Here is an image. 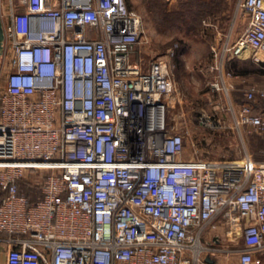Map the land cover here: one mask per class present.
I'll list each match as a JSON object with an SVG mask.
<instances>
[{"label":"built area","instance_id":"obj_1","mask_svg":"<svg viewBox=\"0 0 264 264\" xmlns=\"http://www.w3.org/2000/svg\"><path fill=\"white\" fill-rule=\"evenodd\" d=\"M235 4L247 19L221 49L264 55V0ZM0 19L4 264H207L217 247L200 237L216 214L239 229L238 263L252 262L264 236V145L260 157L182 156L170 57L133 56L146 37L127 0H0ZM223 63L210 84L227 94ZM241 96L225 106L230 126L264 139V84L246 82ZM198 121L226 125L203 111Z\"/></svg>","mask_w":264,"mask_h":264},{"label":"rangeland","instance_id":"obj_2","mask_svg":"<svg viewBox=\"0 0 264 264\" xmlns=\"http://www.w3.org/2000/svg\"><path fill=\"white\" fill-rule=\"evenodd\" d=\"M127 1L140 13L146 37L133 56L142 64L156 54L168 53L170 57L174 88L168 96V112L173 124L188 129L184 151L190 154L196 151L205 158L237 159L247 150L253 157H260L264 139L249 126L242 128L240 136L233 128V131L227 129L226 137L230 140L221 141L224 137L219 129L198 121L201 111L220 117L225 124L229 118L225 106L235 99L232 88L226 94L210 84L216 73L213 65L219 58L229 62L232 73L246 69L249 82L264 84V55L252 58L247 48L245 51L249 53L243 58L227 57L228 52L220 47L223 42L229 43L231 26L242 28L245 24V13L236 6L235 0ZM44 171L43 168L34 170V175L37 174L34 180ZM20 186L33 195L39 193L37 184L22 180Z\"/></svg>","mask_w":264,"mask_h":264},{"label":"crops","instance_id":"obj_3","mask_svg":"<svg viewBox=\"0 0 264 264\" xmlns=\"http://www.w3.org/2000/svg\"><path fill=\"white\" fill-rule=\"evenodd\" d=\"M244 13H245L244 14V19H245L244 23H245L247 19V14L246 12ZM241 30H242L241 27L231 26L229 28L228 34H230V36L232 37L230 38L229 42L232 41L240 33ZM239 58H243V57H239ZM232 63H234V59ZM223 65L225 67H229V62L226 63L224 62ZM249 77L250 76L248 75L247 70L245 71L236 70L229 77V79L233 83L231 92L236 100L242 97L241 95L238 96V90H240L241 93V87L244 86L246 82L250 81ZM258 100L259 102L257 103L255 102V105H259V104L262 105L263 104L262 100L260 98H258ZM225 126L231 127L229 119H227ZM225 126L219 129L222 132L221 136L224 137L221 138V141L230 140L229 138L226 137L228 132L227 129H231L232 131L234 129V128L232 129V127L227 128ZM235 133H237L236 130ZM188 155H190V152L189 151L186 152L183 149L182 156L186 158ZM35 195L32 194V196ZM200 239L205 244L214 245L215 247H217V250L214 252V254L209 257L211 259V262L205 261L207 264H239L237 258V250L242 245L239 237V229L237 227H232L230 230H228L227 225L223 222L219 214L212 216L211 219H209V221L205 224ZM251 255H252V262L250 264H264V236L261 245L258 248L254 249ZM4 256H5V251L3 248H0V264H4Z\"/></svg>","mask_w":264,"mask_h":264},{"label":"water","instance_id":"obj_4","mask_svg":"<svg viewBox=\"0 0 264 264\" xmlns=\"http://www.w3.org/2000/svg\"><path fill=\"white\" fill-rule=\"evenodd\" d=\"M2 42H3V30H2V24L0 19V53L2 51ZM204 261L211 262V259L208 256L204 257Z\"/></svg>","mask_w":264,"mask_h":264},{"label":"trees","instance_id":"obj_5","mask_svg":"<svg viewBox=\"0 0 264 264\" xmlns=\"http://www.w3.org/2000/svg\"><path fill=\"white\" fill-rule=\"evenodd\" d=\"M242 71H245L246 69H240ZM20 189H23L21 186H20ZM24 190V189H23ZM28 195H30L32 197V194H30L28 191L24 190Z\"/></svg>","mask_w":264,"mask_h":264}]
</instances>
